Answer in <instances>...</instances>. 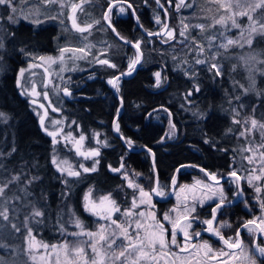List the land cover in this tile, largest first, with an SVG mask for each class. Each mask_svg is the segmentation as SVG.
I'll list each match as a JSON object with an SVG mask.
<instances>
[{
  "label": "trees",
  "instance_id": "1",
  "mask_svg": "<svg viewBox=\"0 0 264 264\" xmlns=\"http://www.w3.org/2000/svg\"><path fill=\"white\" fill-rule=\"evenodd\" d=\"M96 2L101 16L107 0H96ZM176 2L177 0H173V3L169 5L165 0H161L169 11L167 23L170 27L177 29L176 39L180 37L178 26L181 19L186 18L185 22L190 25L204 23L206 30L203 33L199 29H191L190 36L196 37V40L204 46L205 51L201 55L208 63L195 64L198 52L194 50L195 44L190 39L187 44L183 43L184 37H181L180 42L174 40L165 44L160 37L162 42L157 37L148 38L143 34L135 25L130 12L119 16L113 14L114 23L121 35L132 41L140 38L145 40L142 45L143 63L138 65L130 76L121 79L120 90L116 91L120 98H123L120 115L116 117L120 126L119 134L134 141L133 150L126 149L117 136L111 132V119L116 113L118 101L109 84L105 82V78L118 71H125L123 58L126 59L128 54L133 55L134 52L130 46L118 41L111 30H105L103 21L100 25H94L87 41L96 44L106 41L114 42L116 47L109 50L108 58L119 65V70L95 63L93 56L90 55L86 61L80 62L87 66L85 70H73L68 74L67 84L72 94L68 99L61 94L62 101L58 107L60 112L70 120L71 124H76L79 131L99 133V139L103 143L98 146L101 152L98 170L89 173L82 172L81 177L68 179L66 189L60 184V175L53 167L51 159L55 149L66 157L74 152L64 144L59 142L54 144L39 130L38 115L35 112L39 109L27 102L28 98L19 93L15 83V71L23 63L25 53L42 49L35 46L34 38L40 34V37L46 40L52 39L57 33L56 26L51 23L52 20L43 27H34L30 22L20 20L19 24L10 29L16 33V40L12 44L6 42L7 55L4 57L5 62L0 64V111L5 112L9 117L7 122L0 124V140H5L2 151L11 152L14 147L16 151L7 157L16 163L23 161L27 165V175L29 173V175L40 177L36 181L38 187L36 193L43 192L47 196L48 205L55 208L60 201L61 194L66 190L64 196L71 205V213L75 212L86 227L90 216L80 207L82 192L91 188L94 195L104 194L112 191L123 181V174L110 171L109 164L118 167L121 162L120 158L123 156L126 164L125 170L129 171L131 176L133 172L141 174L133 176L134 179L136 178L144 186H150L155 174L156 180L164 186L165 191L168 190L174 169L181 164L188 163L190 166L184 165L183 168H178L179 171L176 170L174 188L179 183L191 181L195 176L206 180L203 173L192 165H199L208 172L223 175L228 170L227 166L230 162L232 169L237 168V164L243 161L242 153L239 151L242 138L239 136L238 125L232 123L231 109L238 108L239 104L243 103L245 107L239 109L240 114L249 112L256 116L264 115V95H257L256 91L244 93L239 87V85L249 86L248 79L240 77L249 63L242 64L240 57H246L254 52H264V38L257 37L251 48L247 45L243 48L234 45L227 50L219 49L221 55L216 56L215 61H212L210 57L217 51L216 46L225 41V28L220 25L208 28L212 19H210L211 14L205 9L208 6L206 0H186V3L193 4V7L179 10L175 7ZM132 3L136 6L135 16L139 17L143 29L154 31L160 27L153 20V16L159 14L163 21V15L153 0H148L147 4L144 0H132ZM210 6L217 7L215 4ZM93 8L90 12L92 14L96 10ZM21 31L23 35L20 34ZM212 36L216 39L212 41L214 47L209 48L207 37ZM21 49H24V52H21ZM174 56L176 60H173ZM259 59H264V56H258L257 60ZM185 60L188 63L182 64L181 62ZM212 62H217L221 66L223 75L214 76L213 72L208 70ZM255 66L260 69L255 73L256 90H264V75L261 74L264 66L259 63ZM188 69L194 71L195 76L185 75ZM155 71H161L162 76L167 78L159 87L154 86L153 72ZM195 85H199L200 91H193L192 96L186 99V93ZM236 96L241 97L240 101L234 99ZM153 108L155 111L152 110ZM162 108L172 113L171 119L177 129L174 138H165L163 141H161V136L169 128V116L168 112L163 111ZM149 113L151 116L148 115ZM197 113H204V115L200 116ZM229 128L233 131L228 132ZM206 140H211L212 143H205ZM144 145L155 153V167L153 159L152 164L150 163L147 148L134 150ZM241 186L244 194L227 209L225 216L229 220L249 215L246 209L254 208L256 203L250 187L245 182H241ZM225 191L229 199L234 198L230 187ZM245 200L248 201L249 207H245L243 203ZM154 203L155 211L159 216L164 209L162 201L154 200ZM205 207V205L200 207L202 208L199 209L201 214ZM208 216L209 213H206L202 218ZM47 218L48 223L37 233V238L41 239L40 241L50 242L54 241L53 237L56 236L51 230L56 227L58 218L56 213L50 214ZM230 222L233 223V221ZM0 236L5 239L1 234ZM9 239L17 246V238ZM5 252L7 251L0 248V256H5ZM17 259L18 257L15 261Z\"/></svg>",
  "mask_w": 264,
  "mask_h": 264
},
{
  "label": "snow or ice",
  "instance_id": "2",
  "mask_svg": "<svg viewBox=\"0 0 264 264\" xmlns=\"http://www.w3.org/2000/svg\"><path fill=\"white\" fill-rule=\"evenodd\" d=\"M92 0H0V6H3V12H0V64L5 62L4 57L7 55V44H12L16 40V33L11 31V27L19 24L20 20H29L31 23L40 25L44 20H55L57 16H48L47 9L51 6H58L59 11L63 12L65 7H70L72 30L80 33L86 41L85 33L90 34L94 25H100L101 21L105 22V30H111L120 41L124 44L130 45L135 51L128 59V66L126 71H118V74L110 78L107 83L110 84L117 92L120 90V81L124 76L131 75L136 70L137 65L143 63L144 53L142 45L145 43L144 38L132 41L127 37L121 35L114 23L113 14L117 16L128 13L133 16L136 14V6L132 0H107V8L104 10L100 20H92V22H85L83 26L77 22V12H83L84 6L91 3ZM148 0H144L147 4ZM157 4L164 9V16L169 15V11L165 8L161 0H155ZM169 5L173 0H165ZM209 3L217 6L219 17H213L212 23L208 28H214L220 25L227 30L230 27L242 29L241 23L238 22L239 17H246L248 25L246 29H242L238 39L226 38L225 42L220 43L217 51L210 57L215 61L216 56L221 55L219 49L227 50L232 46H239L243 48L245 45L250 48L254 44L257 37L264 38V0H209ZM175 7L192 8L193 4L186 3V0H177ZM27 9V12L24 11ZM211 11V9H209ZM43 16L44 20L40 17ZM137 25L143 28L139 17L136 16ZM186 19V18H185ZM185 19L180 20V28L178 35L184 37L183 43L187 44L190 39L195 44V51L204 53L205 49L200 44L196 37L190 36L191 29H199L200 32L206 30L204 23L190 25L185 23ZM63 23V21H61ZM155 23L160 25L158 31H149L144 29L148 38L162 37L163 43L168 44L170 41L176 40L177 29L170 27L166 20L162 21L159 14L155 17ZM245 31L247 36H245ZM223 35V33L221 34ZM209 41V48L214 47L212 41L216 39L215 36L207 37ZM7 42V44H6ZM150 42V40L148 41ZM95 45L86 43L83 47H72L65 45L59 49L57 56H39L34 59L41 61L40 64L30 63L28 69H19V78L17 79V86L23 87L21 79L24 78L25 72L29 69L43 68L44 74L48 77V83L44 85L45 89L48 84L52 83V73L49 68L52 65H59L60 71H64L63 65L67 59L75 62L76 60L86 59L88 56H93V61L101 66H107L112 69L119 70V65L114 63L111 58H108V53L113 45H108L100 51L99 56L92 53ZM192 50V49H190ZM24 52V49L20 50ZM31 55L30 53H25ZM258 56H264V52H254L248 57H241L248 63H259L264 66V59L257 60ZM105 57V58H100ZM176 60V57H173ZM45 62L48 67H45ZM182 64H187L188 61H182ZM208 63L206 60L196 59L195 64L203 65ZM235 65L233 68L235 69ZM208 70L213 72L214 76L223 75V70L217 62H212L208 66ZM260 71V69H257ZM264 75V71L261 72ZM32 76L36 73L32 72ZM155 87L167 79L162 76L161 71L154 74ZM185 75L195 76V72L191 69L185 71ZM25 83L27 81L25 80ZM238 84V82H237ZM56 91H63L66 96L72 93L68 87L55 86ZM244 93L256 91L257 95H264V90H256L255 75L250 69L249 86L239 85ZM193 91L199 92V85H195L193 89L186 93L185 98L192 96ZM31 93L33 95H40L37 92L35 84L31 85ZM22 94L27 95L28 91L24 90ZM44 99H48V91H43ZM235 100L240 101L241 97H234ZM37 101L33 100L35 104ZM123 98L121 97V104ZM51 105V101H49ZM43 115L40 116V125L44 131L53 138V143H58L57 136L59 131H48L45 126V120L49 119L48 109L43 104ZM243 103L239 104L238 108L231 109L233 113L232 123L240 125L243 130L239 132V136L245 137L252 134L254 131H259L261 142L259 144L254 141L249 142L248 147L239 149L241 153L248 152L251 155L243 156V160H247L249 165L258 164L259 168H245L247 176H240L235 168L224 175L208 172L206 169L200 170L205 173L206 180L211 181L207 183L204 180H196L195 184L190 187L187 185L180 186V191L176 192L177 204L174 205L168 212L158 216L155 211V204L152 201L153 194L159 197L167 195L164 186H161L157 181L154 182L153 187L145 190L143 186L130 178L129 171H126V164L124 157L120 158L118 167L108 165L110 171L115 173H122L123 179L127 181V187L132 188L131 205L125 207L122 211L117 199L114 198V193L109 192L94 198L92 189L85 193L83 197V208L85 212L91 213L100 218V220L108 221L110 223H98L95 231L88 230L83 221L76 215L75 212L70 213L68 220H63L60 217L57 220L58 231L65 237L72 236L76 239H64L59 244H49L37 241V233L41 228L46 226L47 204L41 205V201H46V195L41 192L39 200L33 197V193L29 191V186L40 179L37 175H25L21 171L9 170L8 167L0 159V231L10 227V229L17 234L22 235L26 247L23 249L27 259L23 264H264V244L259 243V237H264V118L257 119L255 115L250 114L241 119L239 109L244 108ZM163 111L168 112L167 109ZM52 111H60L59 108L52 107ZM117 117L120 115V109L117 108ZM155 111V110H153ZM255 109L253 108V113ZM151 116V113L148 114ZM203 116L204 113H197ZM169 128L163 136L161 141L165 138H174L176 135V125L173 123L172 113L168 112ZM8 115L0 111V121L7 122ZM50 123L59 129L61 121L50 120ZM75 123V121H73ZM114 128L117 133L120 132L118 119L114 121ZM233 131L232 128L227 130ZM72 134L69 132L64 139L68 140ZM129 148L133 147L134 141L128 138L121 137ZM88 139L84 134H80L78 139L73 138L75 146V154L82 157L84 160H91V166H86L84 163H79L76 168L66 160H58L55 156L52 163L56 166L61 174L67 177H81L83 173L96 172L100 164V147L85 148L84 141ZM92 139L96 141L97 145L102 142L99 139V133H94ZM159 143V141H158ZM205 143H212L211 140H206ZM105 146H107L105 144ZM149 154L153 157V166L155 167V153L147 145ZM16 149L13 147L11 152L0 151V158L10 156ZM227 151V150H225ZM184 165H181L183 168ZM180 169H177L179 171ZM133 176H139L140 173H132ZM235 184L236 191L233 196H242L244 190L241 186V181L246 180L248 185L254 188V192L258 195L254 197L258 201L260 214L253 215L250 219H241L238 226L233 225L229 220L220 219L221 216L227 214V209L232 205L233 201L228 198L225 191V184ZM257 182H260L259 184ZM67 185L69 182L64 180ZM172 184L175 186L176 181L173 177ZM199 186L202 190L201 194L197 195L193 189ZM17 191L22 195H17ZM117 192L123 191L122 186H117ZM191 192V195L188 193ZM11 193V195H9ZM66 195V193L61 194ZM12 201H23L21 207H17ZM206 201H212L214 206L211 207L210 218L201 219L197 209L203 207ZM245 207H249L248 201H243ZM142 206H145L142 208ZM27 210L23 216V220L18 224L13 222L14 219H19V214ZM117 214H122L123 221L119 217L113 218ZM199 222L205 227L199 231L195 230L193 225ZM71 224L79 229L78 232H69L66 225ZM166 225H168L166 227ZM229 229L233 231L232 235L226 236L224 230ZM246 231L250 238V243H245L242 232ZM202 233H209L217 238V241L222 244V247L217 249L207 240L196 241L195 238L201 237ZM86 236L88 240H80L79 237ZM119 241V242H118ZM0 248L5 250L11 248L10 245L0 241ZM41 249L43 251H41ZM0 264H17L15 260H9L5 256H0Z\"/></svg>",
  "mask_w": 264,
  "mask_h": 264
},
{
  "label": "rangeland",
  "instance_id": "3",
  "mask_svg": "<svg viewBox=\"0 0 264 264\" xmlns=\"http://www.w3.org/2000/svg\"><path fill=\"white\" fill-rule=\"evenodd\" d=\"M206 1L208 3L207 4L208 6H206L205 9H207V13L211 14V18L210 19H212L213 17L218 18L220 13L217 12V7L214 8V7L210 6L211 3H209V0H206ZM73 2H77L78 3L79 0H73ZM97 7H98V3L96 2V0H92L91 3L86 4L84 6V11L83 12H79V11L77 12V22L80 23L83 26V24L85 22H89L90 23V22H92V20H99V18L101 16H100V13H99V10L97 9ZM92 8L96 9V10H94L95 12L93 14L90 13ZM208 9H211V11L208 12ZM97 10H98V12H97ZM24 11L27 12V9H24ZM0 12H3V6H0ZM96 12H97V14H96ZM46 14L48 16H57L58 17L57 19L52 20V22H51L53 25L56 26L57 33H56L55 37H53L52 39H49V40L48 39L47 40L44 39V37H40V34H39V36L37 38H34L35 39L34 44H36L35 46L37 48H42V49L41 50H35L33 52H28L31 55L30 56L29 55H25L24 56L23 63L20 66H18L16 71H15V83H16V86H17V79L19 78V69L20 68L28 69V65L30 63L40 64L41 61L34 59L35 57H39V56H45V57L57 56L59 54V49L61 47H64L65 45L78 48V47H83L86 43H91V44L95 45V47L92 49V53L95 56H99L100 51L102 49H104L105 47H107L108 45H113V48L116 47V44L114 42H109V41L103 42L102 44L101 43L100 44H96L95 42L93 43L92 41H87V40L85 41L83 39V36L80 33H77L74 30H72L71 21L69 19V16L71 15L70 7H65L63 12H60L58 6L54 5V6H51L50 8L47 9ZM155 17L156 16H153V20L154 21H155ZM40 18L42 20H44L43 16H41ZM85 18H87V19L84 21ZM24 21L30 22L29 20H24ZM49 21L50 20H44V22L42 24H40V25H36V24L31 23V22L30 23L34 27H39V26L43 27L44 25L49 23ZM61 21H63V23H61ZM238 22L241 23L242 29H246V27H247V25L249 23L246 17H242V19H241V17H239L238 18ZM178 27L180 28V24H179ZM242 29L232 28V27H230V24H229V26L227 27V30H225L226 34H225L224 40L226 38L238 39ZM20 30H22V29L20 28ZM20 34L23 35L24 34L23 31H21ZM83 35H85V36H87L89 38V34L88 33H85ZM245 36H247V32L246 31H245ZM176 41L180 42V41H182V38L178 37L176 39ZM131 56H132V54H129L127 57H131ZM248 56L249 55H246V57H248ZM100 58H105V57H100ZM86 59H80V60H76L75 62H73L72 60L67 59V54H66V60H65V63L63 65V68L65 69L64 71H60V66L59 65H52L49 68V71L52 73V76H51L52 83L48 84V87L46 89H45L44 85L48 83V77L44 74V69L43 68L29 69L28 71H26L24 78L21 79V84L23 85V87H18L17 86L18 91H19V93L21 95L25 96L26 98L38 99L46 106V108L48 109V112H49V119L45 120V126L49 130L58 129L56 126H54V125H52L50 123V120H59V121H61V123L59 125V129H58V130H60V133L57 136V140H58L59 143H61L62 145L63 144L66 145L71 150H73V144H74L73 138L78 139V137H79V135L81 133L84 134L88 138V139H86L83 142L85 148L97 147V146H100L103 143V141L101 140L102 143L100 145H97L96 141L94 139H92L93 134L97 133V132L90 131V132L86 133V132L79 131L78 130L79 129L78 126L76 124H74V125L71 124L70 120L66 119L62 112H60V111L53 112L52 111V107L58 108L60 102L62 101L61 91H56V87L55 86H59L61 89L63 87H68L67 80H68L69 72H71L73 70H85L87 68V66L83 65L80 62H84V61H86ZM196 59L203 60V57H202L201 53H198V56L196 57ZM79 63H80V65H79ZM241 63L242 64H246L243 59H241ZM255 64L249 63L247 68L243 69L240 77H242V79L246 78L249 81L250 69H251L252 73H254V75L257 72V68H256ZM127 66H128V59L126 58V60H125V67H126L125 71L127 70ZM45 67H48L46 62H45ZM32 72H35L36 75L32 76L31 75ZM155 72H157V71H155ZM155 72H153V74ZM153 77H154V75H153ZM25 80L27 81V83H25ZM108 80H109V77H106L105 78V82L107 83ZM154 81H155V77H154ZM32 84H35L36 90H37L38 93H40V95H33L31 93V85ZM68 88H70V87H68ZM24 90L28 91L27 95L22 94ZM43 91H48V93H49L48 99H44L43 94H42ZM49 101H51V105H49ZM35 112H36L37 115L39 114V111L35 110ZM250 114L251 113H249V112H243V113L240 114V116L237 117V119L243 120V118L245 116L250 115ZM255 117L259 120V119L264 118V115H262V116H256L255 115ZM1 122L2 121H0V124H1ZM238 129H239V132L241 130H243L240 125H238ZM69 132L72 134V136L68 140H65L64 137ZM241 138H242V145H241L240 149L242 147H248L250 141H254L257 144H259L261 142V137H260L259 131H254L252 134H250L248 136H245V137H241ZM4 142H5V140L4 141L0 140V151H2V146H3ZM73 152H74V154H72L71 156H67L66 157L63 153L59 152L58 149H55L54 156L58 160H63V159L68 160L72 164V166L74 168H76L79 163H84L86 166L90 167V164L92 162L91 160H84L82 157L77 156L75 154L74 150H73ZM242 155L243 156H247V155H251V153L244 152V153H242ZM53 157H52V159H53ZM0 159H2L3 163L8 167L9 170H13V171H21L22 170L25 173V175H27V165L23 161H20V162L16 163V162H14L13 159H10L7 156L4 157V158H0ZM52 159H51V162H52ZM52 165L55 168V170L57 171V173L60 175V184L64 185L65 187L64 186L63 187H64V189H66V184L64 183V180L65 179H67V180L68 179H72L74 177H67L65 174H61L57 170L56 166L53 163H52ZM245 168H248V169L257 168L258 169L259 165L258 164L249 165L247 160H243V161H241V163L237 164V168H235V169L239 170L238 171V175L246 177L248 173L245 172V170H244ZM28 175H29V173H28ZM130 178L134 179V177L131 176V174H130ZM134 180H135V182H137L138 184L143 186L146 191L149 190L151 188V186H152V185L144 186L143 184L138 182V180L136 178ZM196 180H204V179H202L201 177L195 176L189 182L179 183V185H177L175 188L173 186V189L170 192H168V190H169L168 189L167 192H166L167 195L163 199H161L162 207L164 209L161 211L160 215H162L165 212H168L169 209H171L174 205L177 204L176 192L180 191V186L187 185V186L192 187L195 184ZM204 181H206L207 183H211V181H209V180L208 181L204 180ZM241 182H245L248 185L246 180H242ZM257 183L259 184L260 182H257ZM223 184H225V183H223ZM117 186H122L123 191L117 192L116 191L117 190ZM228 187L231 188V193L233 194L235 192V184H225V189H227ZM249 187L252 190V193H253L254 197L256 195H258V194H256L254 192V188L253 187H251V186H249ZM29 190L34 191L35 193L33 194V197L36 198L37 200H39L40 193H36L37 190H38L36 182H34L33 185L29 186ZM88 190H89V188L85 189L82 192L81 196H80V207H81V209L83 211H84V208H83V197H84L85 193L88 192ZM133 191L134 190L132 188H128L127 187V181H125L123 179V181L121 183H119L118 185H116L112 189V191H110V192L114 193V198L117 199V202L120 204L121 209L123 211V209L125 207H130ZM193 191H195L196 194L199 195V194H201L202 191H206V189L202 190L199 186H196L193 189ZM64 193H66V190H64ZM107 193H109V192H107ZM107 193H104V194H107ZM104 194L94 195V198H98L99 196L104 195ZM188 194L191 195V192H189ZM9 195H11V193H9ZM17 195H22V194L17 191ZM62 197H63V199H62ZM234 198H235V196H234ZM152 201L154 203V200H152ZM210 202H212V201H206L205 204L210 203ZM12 203L16 204L17 207H21L23 201H20V202L12 201ZM40 203H41V205H43L44 203L47 204V210H46L47 216H50V214L56 213L58 219L60 217H63V220H65V221L69 219V215L71 213V205L69 204V201L65 199L64 195L63 196L61 195L60 201L57 203L55 208H53L51 205H48L49 202L47 201V199H46V201H41ZM165 205H167V207H164ZM143 207H145V206H142V208ZM244 209H245V207H244ZM246 210H248V212H249V215H247V219L252 218L253 215H259L260 214V209H259L258 201L256 200L254 208H249V209H246ZM26 211L27 210L22 211L19 214V219H14L13 222H16V223L19 224L23 220V216L26 213ZM85 213H87L90 216L89 223L87 224L88 230L95 231L96 228L98 227V223H110L108 221L100 220L99 217H97V216H95V215H93L91 213H88V212H85ZM117 216L119 217L120 221H123L124 217L122 216V214H117L113 218L115 219V218H117ZM47 219L48 218L46 217V220ZM220 219L224 220L222 218V216L220 217ZM46 223H48V221H46ZM167 226L168 225H166V227ZM66 227H67L69 232H78L79 231L78 228H76L74 225H71V224L66 225ZM71 227H73V228H71ZM51 231L55 232V235H56L55 237H53L54 241H50V242L40 241L41 239H39V238H37V241L43 242V243H49V244H59L64 239H68L70 241L76 239V238H74L72 236L65 237L64 235H62L61 232L58 231V225H56L55 228L53 227ZM0 234L2 235V237L7 239V240H5V239L1 238V236H0V241H2L3 243H6L8 245L10 244V246H11V248H9L7 250L4 249L5 251H7V252H5V254H6L5 257L7 259H9V260H15V258L18 257V259L16 260L17 264H23V262L27 259V257H26V255H25V253L23 251V249L26 247V244L24 243L22 235L14 233L10 229V227L7 228L6 230H3V233L0 231ZM8 237L9 238H13V239L17 238L16 239L17 240V246L12 244L11 243L12 240L9 239ZM79 239L86 241V240H88V237L83 236V237H79ZM197 242H199V241H197ZM213 247L217 248L215 246H213ZM41 251H43V250L41 249Z\"/></svg>",
  "mask_w": 264,
  "mask_h": 264
},
{
  "label": "water",
  "instance_id": "4",
  "mask_svg": "<svg viewBox=\"0 0 264 264\" xmlns=\"http://www.w3.org/2000/svg\"><path fill=\"white\" fill-rule=\"evenodd\" d=\"M154 1V3H155V5L162 11V14H163V21L164 20H166L167 21V17H165L164 16V9H162L161 7H160V5L159 4H157L156 2H155V0H153ZM107 8V5L104 7V10ZM104 10H103V12H104ZM103 12H102V14H103ZM130 12V11H129ZM130 16H131V18L133 19V21H134V23H135V25L139 28V30L143 33V34H145V35H147L146 34V32L144 31V29L143 28H140L138 25H137V21H136V16H133L132 14H131V12H130ZM105 23V22H104ZM160 29V28H159ZM155 31H158V30H155ZM155 31H153V32H155ZM112 34H113V36L118 40V41H120L119 39H118V37H116L115 36V34L112 32ZM157 39L158 40H160L159 39V37H157ZM161 42H162V40H160ZM121 43H123L124 44V42L123 41H120ZM128 46H130V45H128ZM131 47V46H130ZM132 48V47H131ZM132 50H133V52L135 51L133 48H132ZM138 66V65H137ZM133 73V72H132ZM118 74V72L117 73H115V74H113L112 76H110L109 77V79L110 78H112L113 76H115V75H117ZM128 76H130V75H127V76H124L123 78H125V77H128ZM165 84H163V86H164ZM162 86V87H163ZM109 87H110V89L112 90V92H113V95H114V97L116 98V100L118 101V108L121 110V98H120V96L117 94V92H116V90L109 84ZM61 94L63 95V97H65L66 99H68V98H70V97H68V96H66L64 93H63V91H61ZM33 100H36L37 102L35 103V104H33L32 103V101ZM27 102L29 103V104H31V105H34V106H36V107H38V109H39V114H38V116H37V126H38V128H39V130L43 133V134H45V135H47L50 139H51V141L53 142V138L51 137V136H49L45 131H44V129L41 127V125H40V116L41 115H43V113H44V108H41L40 107V105L41 104H43L40 100H38V99H34V98H28L27 99ZM44 105V104H43ZM45 106V105H44ZM45 108H46V106H45ZM155 108H153L152 110H154ZM151 110V111H152ZM116 117H117V111H116V113L114 114V116L112 117V119H111V124H110V129H111V132H112V134H114L115 136H117V138L119 139V141H120V143L126 148V149H128V150H133V148H129L128 146H127V144L124 142V140L121 138L122 137V135L121 134H119V133H117L116 131H115V128H114V121H116ZM48 131L49 132H51V131H59L58 129H55V130H49L48 129ZM139 149H145V147H143V146H141V147H139V148H137V149H134V150H139ZM73 150L75 151V146H74V144H73ZM149 157H150V163L152 164V159H153V157H152V155L151 154H149ZM181 165H186V166H190V164H188V163H185V164H181ZM181 165H179V166H177L175 169H174V172H173V174H172V178L170 179V183H169V190H168V192H170L172 189H173V184H172V179H173V177L175 176V173H176V170L178 169V168H180L181 167ZM194 168H196V169H198V170H200L201 168H203V167H201V166H199V165H192ZM231 166H232V163L230 162L229 164H228V166H227V169H228V171L226 172V173H224L223 175L225 176V178H226V174L229 172V171H231L230 169H231ZM203 169H205V168H203ZM201 171V170H200ZM202 172V171H201ZM203 173V175H204V177H205V173L204 172H202ZM206 178V177H205ZM155 181H157L156 180V176H155V174H154V179H153V183H152V186L151 187H153V185H154V182ZM164 197H158V196H156V195H154L153 194V196H152V199L153 200H160V199H163ZM239 198V196H235V198H233V199H231L232 201H233V203L237 200ZM214 206V205H213ZM207 234H209V233H207ZM209 235H211V234H209ZM212 236V235H211ZM212 237H214V236H212Z\"/></svg>",
  "mask_w": 264,
  "mask_h": 264
},
{
  "label": "flooded vegetation",
  "instance_id": "5",
  "mask_svg": "<svg viewBox=\"0 0 264 264\" xmlns=\"http://www.w3.org/2000/svg\"><path fill=\"white\" fill-rule=\"evenodd\" d=\"M159 10H160V9H159ZM160 11H161V10H160ZM161 12H162V11H161ZM162 15H163V14H162ZM101 17H102V14H101ZM159 28H160V27H159ZM159 28L156 29V30H159ZM154 31H155V30H154ZM160 38H161V39H164V38H162V37H160ZM128 55H129V54H128ZM125 60H126V59L123 58V62H124ZM68 87H69V86H68ZM68 97L71 98V96H68ZM37 108H38V107H37ZM230 170H231V169H230ZM227 171H228V170H227ZM227 171H226V172H227ZM226 172H225V173H226ZM221 183L223 184V183H225V181L222 180ZM235 191H236V186H235ZM166 192H167V191H166ZM239 198H241V196H239ZM152 200H153V199H152ZM160 200H161V199H160ZM205 206H206V207L203 209L202 214L200 213L201 211L199 210V209H202V208H198V209H197V212L199 213V216H200L201 219H205V218H202V216L205 215L206 213H209V216H208L207 218H210V215H211V207L213 206L212 202L205 204ZM155 207H156V205H155ZM160 213H161V212H160ZM159 216H160V214H159ZM222 218H223L224 220H225V219H226V220H229L225 215L222 216ZM241 219H247V216H244V217H237V218H234V220L230 219L229 221H233V225L238 226V222H239V220H241ZM235 226H234V227H235ZM193 227H194L195 230L199 231L201 228H203V227H205V226L202 225V224H200L199 222H197V223H195V224L193 225ZM233 231H234V229H233ZM233 231H231V230H229V229H225V230H224V234H225L226 236H228V235H232V234H233ZM242 235H243V239L245 240V243H250V238L248 237V233H247L246 231H244V232H242ZM195 239H196V241L207 240V241H209L210 243H212L213 246L217 247L218 249L222 247V244L219 243V242L217 241V238H216V237H212L211 235H209V234H207V233H202L201 237H199V238H195ZM258 242L264 244V237H259Z\"/></svg>",
  "mask_w": 264,
  "mask_h": 264
}]
</instances>
